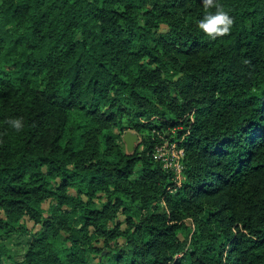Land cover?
<instances>
[{
  "label": "trees",
  "instance_id": "16d2710c",
  "mask_svg": "<svg viewBox=\"0 0 264 264\" xmlns=\"http://www.w3.org/2000/svg\"><path fill=\"white\" fill-rule=\"evenodd\" d=\"M218 3L0 0V264H264V0Z\"/></svg>",
  "mask_w": 264,
  "mask_h": 264
},
{
  "label": "clouds",
  "instance_id": "9594fccd",
  "mask_svg": "<svg viewBox=\"0 0 264 264\" xmlns=\"http://www.w3.org/2000/svg\"><path fill=\"white\" fill-rule=\"evenodd\" d=\"M205 14L196 22L197 28L211 40L228 35L233 27L234 20L225 11L218 0H201ZM215 9V11H211ZM17 133L24 130L25 124L22 117L9 118L4 122Z\"/></svg>",
  "mask_w": 264,
  "mask_h": 264
},
{
  "label": "rangeland",
  "instance_id": "374dc122",
  "mask_svg": "<svg viewBox=\"0 0 264 264\" xmlns=\"http://www.w3.org/2000/svg\"><path fill=\"white\" fill-rule=\"evenodd\" d=\"M129 132V131H128ZM125 132L124 134H119L118 143L124 147V149L127 148V145L124 141V136L128 133ZM133 134V132H130ZM140 140L136 142V146L139 144ZM182 152L178 151L174 145H170L168 142L164 143L163 145L157 147L155 152L156 158H161L163 161V164L165 167L167 166V169H175L178 168L182 169L180 159ZM47 207V205H45ZM32 223H29V226L32 227ZM4 243H6L11 251V259H8L6 261V264H16L20 259H22L25 251L26 246L25 244L28 242L27 237H21V236H10L7 238L2 239Z\"/></svg>",
  "mask_w": 264,
  "mask_h": 264
},
{
  "label": "water",
  "instance_id": "95a60500",
  "mask_svg": "<svg viewBox=\"0 0 264 264\" xmlns=\"http://www.w3.org/2000/svg\"><path fill=\"white\" fill-rule=\"evenodd\" d=\"M139 137L136 134H132L130 132H128L125 136H124V141L127 145V150L129 152H133L136 148V142L138 141Z\"/></svg>",
  "mask_w": 264,
  "mask_h": 264
},
{
  "label": "built area",
  "instance_id": "2783aa9c",
  "mask_svg": "<svg viewBox=\"0 0 264 264\" xmlns=\"http://www.w3.org/2000/svg\"><path fill=\"white\" fill-rule=\"evenodd\" d=\"M182 152V151H181ZM183 153V152H182ZM182 155V154H181ZM157 159H161V158H157ZM166 168H168L167 166H166ZM181 169L180 168H178L176 171H180Z\"/></svg>",
  "mask_w": 264,
  "mask_h": 264
}]
</instances>
